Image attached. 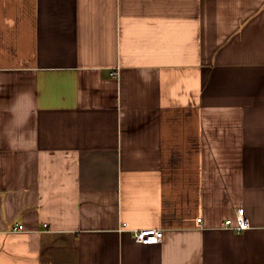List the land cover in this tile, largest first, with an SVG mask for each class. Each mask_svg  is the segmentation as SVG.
Listing matches in <instances>:
<instances>
[{
	"label": "crops",
	"instance_id": "obj_1",
	"mask_svg": "<svg viewBox=\"0 0 264 264\" xmlns=\"http://www.w3.org/2000/svg\"><path fill=\"white\" fill-rule=\"evenodd\" d=\"M0 264H264V0H0Z\"/></svg>",
	"mask_w": 264,
	"mask_h": 264
},
{
	"label": "built area",
	"instance_id": "obj_2",
	"mask_svg": "<svg viewBox=\"0 0 264 264\" xmlns=\"http://www.w3.org/2000/svg\"><path fill=\"white\" fill-rule=\"evenodd\" d=\"M202 220H198L200 223ZM48 226L45 225L44 228ZM226 229L234 230L235 232L242 233L251 228L249 219H247L241 210L237 212L235 221L228 220L225 223ZM126 226L120 228V232H123ZM25 231L24 226L16 225L14 226L13 233H23ZM132 239L135 244L140 246H151L153 243H156L164 238V232L162 230H134L131 232Z\"/></svg>",
	"mask_w": 264,
	"mask_h": 264
}]
</instances>
